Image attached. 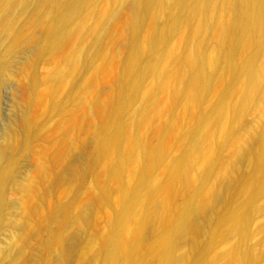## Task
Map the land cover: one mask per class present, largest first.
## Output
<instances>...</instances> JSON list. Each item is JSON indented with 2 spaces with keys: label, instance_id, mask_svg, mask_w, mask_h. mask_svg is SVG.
I'll list each match as a JSON object with an SVG mask.
<instances>
[{
  "label": "bare ground",
  "instance_id": "1",
  "mask_svg": "<svg viewBox=\"0 0 264 264\" xmlns=\"http://www.w3.org/2000/svg\"><path fill=\"white\" fill-rule=\"evenodd\" d=\"M158 17L163 22L156 26ZM121 19L124 34L115 29ZM112 46L124 51L115 74L107 67ZM22 51L28 53L25 103L41 106L42 113L27 116L18 134L17 119L2 126L0 233L9 226L6 191L18 170L4 141L15 155L47 141L53 151L47 144L39 150L30 188L49 178L47 162L64 163L54 172L55 187L76 188L91 178L84 212H65L71 200L46 216L45 246L56 249L57 261L81 244L93 202L109 210L106 236L86 246L96 244L100 264H212L225 224L241 249L256 210L253 199L264 190V0H0V90ZM40 62L55 64L49 80L37 76ZM105 74L110 88L101 98L90 87ZM208 95L216 97L210 108L192 112ZM254 107L258 118L245 127ZM150 118L163 124L153 125ZM175 131L187 148L164 167ZM90 133L98 151L91 165ZM209 188H217L221 211ZM62 218L77 227L67 237L62 227L51 229ZM185 245L188 250L178 255ZM248 249H241V264H251ZM22 254V248L15 252ZM225 257V264H235L234 249Z\"/></svg>",
  "mask_w": 264,
  "mask_h": 264
},
{
  "label": "rangeland",
  "instance_id": "2",
  "mask_svg": "<svg viewBox=\"0 0 264 264\" xmlns=\"http://www.w3.org/2000/svg\"><path fill=\"white\" fill-rule=\"evenodd\" d=\"M156 20V26H159L163 22V19L161 20L160 17H158ZM123 22L124 20L122 21L121 19V21L118 22L115 26V29L119 34L125 33V26ZM173 39L174 38L171 39L173 41V43L170 42L171 44H175L177 42V40H175L176 38L174 40ZM49 44L50 40H47L44 43L45 46H48ZM112 47L108 48V52H112L110 53L112 57L111 62L110 64L108 63L109 66L107 67L111 70H109L110 72H112L111 74H115L119 70L124 51L117 47H113L112 49ZM20 53L21 55H18L19 58L15 59L10 67L9 75L7 78L9 82H7V84H5L0 90V132L5 122H7L8 120L17 119L16 124L14 123L13 126L17 127L16 129L18 131H16V134H18V132L21 131V128L26 124L25 121L27 120V116H39L42 113L41 106H37L35 109L33 108L35 106L28 107L27 103H25L24 89L27 81L28 65L24 63V60L28 53L25 51H22ZM98 60L99 59H96L95 63H100ZM53 64V62H40L39 64H37L35 70L37 76H40V78H47L49 80L52 71L55 69V64ZM25 72L27 73L26 75ZM103 76L104 75H100V77H98L97 79L98 82L96 84H92L90 87L91 91L98 94V96L101 98L107 97L110 88V86H108L110 84L108 83L110 81L109 74H105V76ZM225 77L226 76H224V80L226 79V82L227 79L229 80V78ZM227 77L229 76L227 75ZM147 82L149 83L150 81L147 80ZM40 86L39 90L45 88L43 84ZM220 87H223V85ZM210 96L211 95H208L210 99H208V97L206 96L202 103L193 108L194 111L192 112L198 113V111L201 112L206 109L208 110L210 108V105L215 102L214 99H216L215 96H211L213 97V99H211ZM249 110L244 117L245 127L252 125L258 118L259 114V111L255 107L254 109L250 108ZM178 111L179 109H176L175 112L178 113ZM149 122L157 126L163 124L161 119L150 118ZM173 136L175 140H178L179 144L175 140H172L169 143L163 161L164 163H166L163 164L164 167L170 162L169 160L178 157L181 151L187 148V146H185L186 144L182 142L176 131ZM94 143V136L92 135V133H90L87 137L86 143L89 151V165L93 163L98 154ZM151 143H155V138L151 139ZM4 144L9 150V160H17L18 170L14 174L13 180L6 191V202L7 205L10 206V222L8 229H5L0 233V264L9 262H11L12 264H23L24 262H29L31 264H100V256L99 258L95 257V250L93 251V248L95 249L96 244L92 248H86V246L88 245V240H90L91 238L98 239L106 236L109 210L107 208L101 207L98 202L92 203L95 205L89 212L90 217L87 220L88 222L85 223L81 244L78 245V247H76L74 250H72L71 253H67V255L65 254L64 256H66V258L63 256V260L61 262L57 261V259L54 258L56 257V249H49L45 246L46 238L48 236V231L46 228V216L48 212L53 211L57 207H66L69 201L71 202V200H74V204L73 206L64 209L65 212L71 213V215H76L83 211V209L86 210L87 203L85 202H87L86 200L89 196H87V194L88 190H90L91 187V178L87 176L84 183L77 186L76 188H73L71 185L68 186V184H59V186L57 185L55 187V185H52L54 172H56V170V173L60 172L61 168L59 167H62L64 163L59 166H54L52 163L47 162L46 169L47 172H49V178L37 187L30 188V182L36 173V166L40 160L39 150L41 148L43 149V146H45L46 144L47 149H50L52 145L50 146L47 141H43L42 143H40V145L34 143L29 145L28 149L23 154L15 155L14 148H11L9 145H7V139L4 141ZM50 150L53 151L52 149ZM227 153L228 152L224 154L222 153L223 159H227ZM85 167L86 166H84V168ZM162 168H158V170L156 171L157 175L160 173L161 176L163 171ZM196 170L202 171L203 166L198 164ZM128 175L129 173H125V178H127ZM100 182L104 183L103 175H101L100 177ZM112 184L113 183H109L108 188H110L109 190L113 198L117 197V188L116 185L114 186ZM216 191L217 188H209V197L214 198ZM183 201L184 199L182 197H179L177 198L176 202L177 204L181 205ZM214 202L215 208L221 211V203L215 198ZM253 205L254 209L256 210H253L254 213L252 212L251 216L248 219L249 222L247 221L248 225L246 224L245 228L247 231V236L245 238L246 240H244L243 242V246L241 247V249H243L242 251H244V249L246 248L250 249L248 250L249 252L251 251L250 253L252 255H250L253 257V261L251 260V264H264V190L259 191L255 195L253 199ZM62 219L63 220L60 224H58L57 226L52 225L51 229L53 232H56L58 229L57 227L60 226L63 229V236L67 237L69 236V234H73L72 232H75L77 230V227L73 224L71 219ZM202 226L205 229L210 228V224L207 220L202 221ZM224 229L225 235L221 236L220 240H217V242L215 243V247H213L214 249L212 250L213 253L210 254L211 257L215 259L212 264H225V256H227L228 251L231 249H234V255L236 257L235 264H241V249L238 246V236L237 234H234L233 231H230L229 226L226 224L224 226ZM183 247L180 248V250H177L176 253L178 255L182 254L181 252H185L188 250L187 245ZM20 248L23 249V254L21 257H16L15 252Z\"/></svg>",
  "mask_w": 264,
  "mask_h": 264
}]
</instances>
